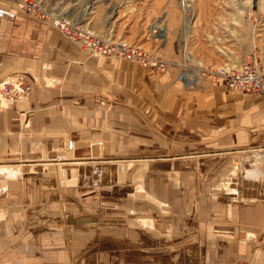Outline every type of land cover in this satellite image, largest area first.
Instances as JSON below:
<instances>
[{"label": "crops", "instance_id": "1", "mask_svg": "<svg viewBox=\"0 0 264 264\" xmlns=\"http://www.w3.org/2000/svg\"><path fill=\"white\" fill-rule=\"evenodd\" d=\"M13 72L32 90L0 106V264H264L259 170L194 158L264 144L263 100L88 55L24 14L0 19V78ZM138 176L144 192L126 195ZM149 206L150 236L121 218ZM122 222L128 246L157 249L115 253Z\"/></svg>", "mask_w": 264, "mask_h": 264}, {"label": "rangeland", "instance_id": "2", "mask_svg": "<svg viewBox=\"0 0 264 264\" xmlns=\"http://www.w3.org/2000/svg\"><path fill=\"white\" fill-rule=\"evenodd\" d=\"M23 1L36 2L40 8L47 10L51 15L63 17L82 25L96 36L108 40L124 39L135 43L167 63V67L164 68L143 66L145 68H153L160 72L173 68L177 77L180 78H183V70L184 73L195 72L198 77L197 87L200 88L212 84L218 86L217 72L224 69L237 70L247 60L254 64L255 66H253L256 69L264 71V0H0V6L12 7L17 14L27 15L16 5V2ZM181 2L185 5L188 3L187 10ZM40 25L42 32H56L67 39L49 24L40 21ZM69 41L74 42L72 40ZM74 43L78 44L77 42ZM88 55L116 58L89 53ZM19 73L25 75L30 84L31 92L32 84L28 75L24 72ZM9 75L3 76L0 81L6 79ZM210 77L216 78L217 82L212 81ZM227 89L249 96H257L264 101V95L255 92L241 91L229 87ZM13 103L9 104L2 101L0 106L7 108ZM262 146L264 144L238 146L231 148L233 149L231 152L221 151L217 154H209L210 150H200V152L204 153L194 158L224 159L230 154L236 155L240 160V165L238 166L240 173L242 172L245 175L247 173L246 170L257 169L259 170L260 178L264 182L263 166L260 164V159L258 157L255 158L257 155L256 149ZM51 152L47 156L42 155L44 157L42 159H48L52 156L57 157L62 151ZM250 164L252 167L249 166ZM45 168L44 164L40 165L41 171L45 170ZM202 169L203 167H200V170ZM140 170L148 171L152 170V168L148 164L144 169L140 166L137 172H140ZM143 180V176H138L136 184L126 182V195H130L135 191L144 192ZM127 188H130V190ZM144 200H138L137 202L144 206ZM127 211H122V220L128 222L129 219H136V223L140 228L142 225L140 230L150 236L151 231L147 229L150 219L159 218L161 210H153L149 206V210L138 209L136 215H129ZM145 214H147V219ZM127 226V224L125 225L122 222L120 233L113 234L114 237L112 235L106 236L107 243H109V240L114 243V248L110 249H113L115 253L128 254L129 251L136 250V255L141 257V254L145 255L150 253L151 250L157 249L128 246L126 231H124ZM258 248L261 250L264 249V246ZM105 250H109V248L106 247ZM222 253L223 248L217 247L216 254L220 256ZM191 254L192 251L190 252ZM235 255V248H233L232 256ZM232 262L236 264L235 260ZM227 264L232 263L228 262Z\"/></svg>", "mask_w": 264, "mask_h": 264}, {"label": "built area", "instance_id": "3", "mask_svg": "<svg viewBox=\"0 0 264 264\" xmlns=\"http://www.w3.org/2000/svg\"><path fill=\"white\" fill-rule=\"evenodd\" d=\"M16 5L23 13L35 16L40 21L57 29L67 39L77 42L89 54L122 58L135 61L146 67H167L164 60L135 43L124 39L108 40L96 36L82 25L63 17L51 15L47 10L40 8L36 2H16ZM16 15L14 8L0 6V19H14ZM253 65L247 60L237 70L224 69L217 72V77L229 88L264 95V71L256 69ZM29 92L30 84L23 73H11L6 79L0 81V102L4 101L10 104L26 100ZM256 150L260 164L264 169V146ZM250 166L252 167L251 164Z\"/></svg>", "mask_w": 264, "mask_h": 264}, {"label": "bare ground", "instance_id": "4", "mask_svg": "<svg viewBox=\"0 0 264 264\" xmlns=\"http://www.w3.org/2000/svg\"><path fill=\"white\" fill-rule=\"evenodd\" d=\"M181 4H183V6H184V8L187 10V5H188V3L185 5L183 2H181ZM180 4V5H181ZM182 7V6H181ZM190 7V6H189ZM183 8V7H182ZM184 12H185V10H184ZM184 14H186V13H184ZM189 16V15H188ZM186 18H187V16H186ZM188 19V18H187ZM190 19V18H189ZM185 21V20H184ZM191 22V21H190ZM187 24H188V22H187ZM185 26H187L186 24H185ZM188 27V26H187ZM185 28V27H184ZM187 31V30H186ZM185 31V32H186ZM184 77H186V79H187V82H195L196 81V79L198 78L197 76H196V73L195 72H186V73H184ZM258 157V155H256V157L255 158H257ZM259 158V157H258ZM260 159V158H259Z\"/></svg>", "mask_w": 264, "mask_h": 264}]
</instances>
